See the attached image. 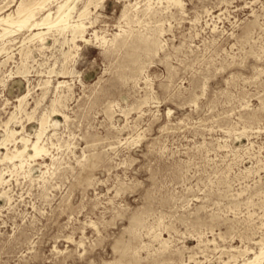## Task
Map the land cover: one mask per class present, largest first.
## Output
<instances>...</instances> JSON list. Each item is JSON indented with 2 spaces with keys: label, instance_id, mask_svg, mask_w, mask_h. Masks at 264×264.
I'll return each mask as SVG.
<instances>
[{
  "label": "rangeland",
  "instance_id": "374dc122",
  "mask_svg": "<svg viewBox=\"0 0 264 264\" xmlns=\"http://www.w3.org/2000/svg\"><path fill=\"white\" fill-rule=\"evenodd\" d=\"M22 1L0 0V16ZM81 22L87 42L57 28L45 41L26 28L0 37V140L7 129L36 140L49 116V153L25 168L0 161V264L253 257L264 247V0H94Z\"/></svg>",
  "mask_w": 264,
  "mask_h": 264
},
{
  "label": "bare ground",
  "instance_id": "6f19581e",
  "mask_svg": "<svg viewBox=\"0 0 264 264\" xmlns=\"http://www.w3.org/2000/svg\"><path fill=\"white\" fill-rule=\"evenodd\" d=\"M50 1H52V0H34V1L32 0V2H29V3H25V2L22 1L21 4L18 6L16 12L9 13V14L4 15V16H0V28L2 29V31H4V32H0V37H4V36H7V35L14 34V33L18 32V31H20V30L22 31V29H25L26 28L29 31L38 30V32H36V33H34L32 35L31 40L39 39L40 41H45V39L47 38V37L45 38V35H47V34H46V32L44 30L47 29V33L49 34V31H51L53 28H57L60 31H66L67 30L69 33H71V35L73 37L72 38V41H73L74 44L76 43V40H77L78 37H80V38L82 37V39L84 41H86V42L89 41L88 39L85 38V33H86L87 26L85 25L84 22H81V20H83V18L87 14H89V12H90V5L92 4V1L94 2V0H90V1L88 0L89 2H88V4L86 3L87 5L85 6V9L83 11H81L80 14L77 16L79 18V20L77 19L78 21H73L72 22V20L74 19V15L73 14L76 12V9H77L75 3L78 0H64L62 2H59L58 8H57V10H56L55 13L54 12L52 13V11H48L47 13H45V15L43 16V18L41 20H37L36 19V12L38 11L37 9H44L45 8V5L48 2H50ZM26 55H27V53H26ZM19 71H21V69ZM51 71L52 72H55V70L53 71V69ZM21 72H23V71H21ZM49 82L50 81H48V83ZM45 99H46V97H45ZM72 99H73V97H72ZM24 100H25V97H23L21 99V103ZM18 101H20V100H18ZM50 112L55 113L57 111H55V109L53 108V110H51ZM47 113H48V111H47ZM52 113H51V115H52ZM48 119H49V116H47V115H45V116L42 117V119L40 121L41 130L36 135L37 139L36 140H33V141L30 138H27L25 136L21 137V139L18 141V139L16 138V135L19 132L16 131V130L7 129V135H6V137H4L3 140H0V147L1 146L2 147H8V143L9 142H13V141H14V143H23V147L21 146L22 148H20V147L16 146L12 152L9 149L7 151V153L2 157V159H0V161H9V162H12L13 165L16 166V167H18V166L19 167H24V165L27 164V162L29 160H38L42 156H44L47 153H49L47 147L43 144V141H42L43 134L46 133V129H47L46 125H48ZM11 120H12V117L9 120V122H7V123L9 124L11 122ZM54 125L56 126L57 125V122H55ZM18 161L20 163L16 164V162H18ZM1 180H3V175L2 174H1ZM263 260H264V247L260 248V251L259 252H257V253L255 252V254H254L253 257L249 258L248 260H246V261H244V262H242L240 264H264L263 263ZM230 261H233V259L230 260ZM227 262H229V261H227Z\"/></svg>",
  "mask_w": 264,
  "mask_h": 264
}]
</instances>
